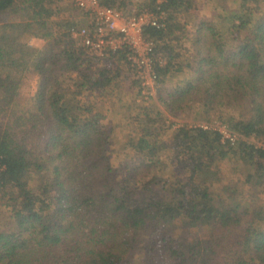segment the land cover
Returning <instances> with one entry per match:
<instances>
[{
  "label": "trees",
  "instance_id": "obj_1",
  "mask_svg": "<svg viewBox=\"0 0 264 264\" xmlns=\"http://www.w3.org/2000/svg\"><path fill=\"white\" fill-rule=\"evenodd\" d=\"M159 1L150 0L153 10L160 7L173 24L146 34L168 60L157 70L161 85L183 71L174 46L183 27L175 22L196 5ZM237 3L216 15L220 24L194 26L193 55L185 59L194 77L176 91L162 89L159 99L172 114L195 102L240 138L231 145L215 130L177 129L171 141L177 162L165 181L156 166L163 147L155 129L136 142L142 160L126 163L119 179L101 114L84 116L78 98L65 95L73 77L81 93L112 82L97 59L74 47L68 33L79 25L56 21V0H0V208L11 219L9 228L0 222V264H264V205L222 199L211 187L226 161L250 167L248 181L264 190V148L246 141L264 143V0ZM25 35L47 46L24 43ZM31 68L38 91L31 112L16 117L8 110Z\"/></svg>",
  "mask_w": 264,
  "mask_h": 264
},
{
  "label": "rangeland",
  "instance_id": "obj_2",
  "mask_svg": "<svg viewBox=\"0 0 264 264\" xmlns=\"http://www.w3.org/2000/svg\"><path fill=\"white\" fill-rule=\"evenodd\" d=\"M117 1L118 5L125 2V7L122 10L128 15L145 10L152 13L155 12L150 0ZM162 1L164 0H160L157 5H160ZM237 2L238 0H194L195 10L189 14H179L176 17L175 25H180V28L183 27V29L181 32L176 31L179 39L182 38V40L181 43L174 42V46L181 55L178 63L182 64L184 68L183 71H175L169 74L161 84L162 86L158 82L160 81L159 79L155 83L153 91L143 89L138 83L133 70L128 65L120 62L118 58H113L107 63L97 64L100 69L108 71L112 79L110 85L102 90L97 89L94 93L86 90L81 93L74 77L71 80H67V90L64 93L67 97L76 96L78 98L81 105H84V109H86L84 116L89 115L91 112L101 114L103 118L101 120L102 126L107 133L111 163L119 175V179L123 178L122 173L126 163L142 160L141 155L134 150V147L148 129L157 131L161 142L160 145L163 147L158 165H156V160H153L154 164L158 166L157 171L162 172V179L170 181L174 172V163L177 162L171 151V141L177 129L183 126H227L217 119L215 113L204 112L203 108H199L195 102H184L180 105L182 109L172 114L165 103L160 101L159 96L162 89L163 91L173 92L181 89L187 80L193 79L192 72L185 67V59L193 55L192 52H188L192 48L191 42L188 40V34H191L194 26L201 21L213 22L215 25L220 24L221 20L216 15L221 13L222 8H226L227 11L237 8ZM52 8L59 12L56 16V21L68 20L79 26L84 25L82 12L69 0H56V5L52 6ZM165 16L169 26L171 23L173 24L169 19L168 13L165 12ZM221 25L223 27L227 26V22L224 21ZM58 31L56 30V32ZM21 40L38 49H44L47 46L46 41L35 39L31 35H25ZM164 61L166 66L168 60L165 56ZM38 80L39 75L33 68L25 73L14 104L9 108L8 113L10 112L11 115L14 114L16 117H22L25 113L31 112V100L38 91ZM231 132L237 135L235 132ZM246 141L264 148V143L255 138H250ZM222 142H226V140L222 138ZM155 171L154 169L153 172ZM252 173L253 171L250 167L236 162L228 163L224 161L219 164V168L216 170V177L212 178V181H214L211 185L212 190L216 195L220 194L222 199L232 198L233 202H249L255 207L264 205L263 187L257 186L254 180L253 182L248 181ZM225 203L227 202L225 201ZM0 222L6 228L11 226L9 211L4 208H0ZM204 234L205 231L200 232L198 235L204 236Z\"/></svg>",
  "mask_w": 264,
  "mask_h": 264
},
{
  "label": "built area",
  "instance_id": "obj_3",
  "mask_svg": "<svg viewBox=\"0 0 264 264\" xmlns=\"http://www.w3.org/2000/svg\"><path fill=\"white\" fill-rule=\"evenodd\" d=\"M69 1L84 18V25L73 27L68 33L75 48L84 57L95 58L100 63L124 55L122 63L133 70L142 88L153 91L159 80L158 67L163 68L166 62L146 30L166 29L165 12L158 7L153 13L145 10L128 15L121 9L105 6L101 0ZM203 128L218 131L233 145L239 137L221 125Z\"/></svg>",
  "mask_w": 264,
  "mask_h": 264
}]
</instances>
